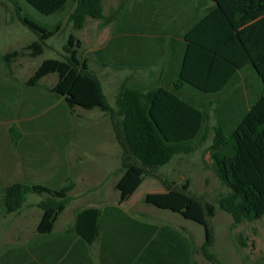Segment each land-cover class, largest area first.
<instances>
[{"label": "crops", "instance_id": "1", "mask_svg": "<svg viewBox=\"0 0 264 264\" xmlns=\"http://www.w3.org/2000/svg\"><path fill=\"white\" fill-rule=\"evenodd\" d=\"M101 1L105 20H94L100 25L94 40L98 44H93L94 47H90L88 52L101 50L102 58L107 59L109 64L114 66V69L111 66L99 67L93 62L102 70L103 79L105 77L109 85L106 87L94 73L101 83L108 104L114 108L117 93L125 81L144 91L175 88L179 100L197 109L206 119L196 148L188 154L174 156L164 166L169 165L176 157L197 152L207 142L208 152L218 123L232 127L242 112L249 109L253 90L259 91L260 87L264 86V2ZM214 7L223 13L251 62L249 66L231 76L228 67L225 72L224 65L215 64L213 72L218 74L215 78L219 81L214 80L212 86L217 92L209 94L179 84L177 77L182 71L184 58L199 59L205 55L204 50H216L218 43L224 40L216 30V20L220 19ZM88 20L89 18L86 22ZM190 41L198 46L188 47ZM224 51L229 55L227 48ZM188 66L191 67L190 69L195 68V71L198 70L197 68H202V65L193 62ZM90 69L93 71L92 68ZM187 69L189 68L186 65ZM2 71L6 74H4L6 78L0 82V115L3 117L0 121L10 123L11 126L6 131L0 132V196L3 195L5 188L12 184L38 185L33 183L34 178L38 173H42L44 165L51 161L45 159L44 133L38 131L35 123L27 126L30 121L22 118L23 114L35 116L38 113V102H44L43 94L35 96V93L27 91L28 87L35 88L38 83L35 86H29L27 82L15 83L16 79L9 76L12 72L11 68L4 66ZM107 89L113 96L112 101L109 99L110 94L107 93ZM16 100L21 102H15ZM86 112H89L90 118L95 121L109 120L111 124L107 114L98 110L94 114H92L94 110ZM70 133V131H57L54 133L56 140L52 142L55 150L52 165L57 167L58 171H69L76 175L75 181L71 180L74 188L68 193L70 201L57 217L52 233L44 237H40L36 231L41 217L37 205L42 200L27 203L28 194L19 212L0 216V227L3 228L0 236V264H197L196 255L199 253L197 249H200L203 242L197 247L196 240L182 227L159 224L155 220L145 219L146 213L144 215L131 213L123 208L144 184L145 178L127 201L119 202L120 194L116 190V184L122 176V150L117 144L115 135L116 146L120 149V163L104 178V180L110 177L117 179L108 191L113 199L110 201L101 191L104 180L100 182L92 180V171H95L92 160L87 162L89 164H85L89 165L86 168L90 171L89 175L76 174L80 170L79 165L82 164V160L74 153V149L69 148L74 145L73 142L66 141L70 138ZM208 154L209 169L218 179L211 169L212 159L209 152ZM115 158H118V154ZM79 175L83 177L77 178ZM146 178L159 181L154 177ZM163 178L177 186V182L172 178ZM67 180L69 178L64 176V182ZM184 183H188L190 187L189 178L185 179ZM164 192L165 189L161 192H145L141 199L147 194ZM29 207L35 208L32 213L35 216L32 225H24L19 221L13 224L12 220L17 216L27 217L26 214H22L23 210ZM85 209H97L101 215L95 227L97 232L95 228L87 225L83 227L81 237L73 234L72 230L76 214ZM228 216L227 219L223 217L225 242L223 238L221 240L216 238L213 232L216 258L221 264H264V226L252 229L253 225L264 222V215L256 220L243 217L235 220L231 215ZM150 225L169 227L189 239L193 251L192 261L189 263L186 241L171 231H164L157 237L156 232L151 233L148 228ZM95 232V236H92ZM250 236H256L257 239L249 241ZM224 247L227 248V256L223 253Z\"/></svg>", "mask_w": 264, "mask_h": 264}, {"label": "trees", "instance_id": "2", "mask_svg": "<svg viewBox=\"0 0 264 264\" xmlns=\"http://www.w3.org/2000/svg\"><path fill=\"white\" fill-rule=\"evenodd\" d=\"M5 1L15 7L18 22L37 37L36 41L25 48L30 51V57L43 54L45 42L62 31L61 18L53 21L42 18L53 17L68 8L67 23L73 31L81 30L88 18L105 20L101 0ZM213 9L220 19L216 20V30L224 40L218 43L216 50H204L205 55L199 59L184 58L182 71L177 77L179 84L209 94L217 92L212 86L213 81L218 80L215 78L218 74L213 72L215 64L224 65L225 72L228 67L231 76L251 62L223 13L215 7ZM190 45L198 46L192 41L188 43V47ZM80 47L81 42L70 33L63 47L62 59L44 60L27 84L35 86L41 79L56 74V84L48 89L53 97L44 103L50 105L57 99H62L71 110H98L109 115L115 139L122 150V176L116 184V190L120 194L119 202L127 201L144 178H157L165 192L147 194L143 203L178 214L184 220L201 226L204 241L199 254L210 264H221L210 252L214 242L211 220L216 207L235 220L241 217L256 220L264 215V86L259 91L253 90L249 109L242 112L232 127L218 123L214 130V137L208 148L212 159L211 169L228 192L211 203L192 194L188 183L174 186L158 174L159 168L168 164L174 156L188 154L196 148L206 119L204 115L179 100L175 88L144 91L126 81L117 93L114 108L111 107L103 94L99 79L88 63L92 60L99 67L111 66L114 69V66L102 58L101 50L90 52L80 60L77 51ZM223 47L228 49L229 55H226ZM20 56L22 53L19 51L2 54L0 64L10 68L11 63ZM188 62L198 63L202 68H197V71L195 68L190 69ZM186 65L189 68L187 70ZM73 188L71 180L56 189L41 185L12 184L5 188L1 196L0 216L19 212L28 194H45L47 197L37 205L41 217L36 231L40 237L48 236L52 233L57 217L70 201L68 193ZM100 215L101 212L97 209L79 211L72 233L82 237L83 227H97ZM148 228L151 233L156 232L157 237L164 231H171L186 241L189 263L192 261L193 251L189 239L169 227L150 225ZM95 231L97 232L96 228Z\"/></svg>", "mask_w": 264, "mask_h": 264}, {"label": "rangeland", "instance_id": "3", "mask_svg": "<svg viewBox=\"0 0 264 264\" xmlns=\"http://www.w3.org/2000/svg\"><path fill=\"white\" fill-rule=\"evenodd\" d=\"M230 1H245L249 2H264V0H230ZM6 9V13H5ZM31 10V9H30ZM33 11V10H31ZM68 8H65L60 14L53 17L42 18L46 21H53L55 19H62V31L51 37L45 42L43 54L37 57H30L29 50L25 48L32 42L37 40L36 35L30 32L27 28L23 27L17 19L15 7L12 3L5 0H0V55L11 52L19 51L22 56L18 57L11 63L10 68L12 72L9 74L13 77L15 83L28 82L33 75L37 67L46 59H62L63 47L66 44L68 35L74 34L76 39L81 42V47L77 49L80 60H83L89 55L88 50L90 47H94L95 35L98 32L100 25L98 21L89 19L81 30L73 31L71 25L67 23L68 20ZM89 67L93 72L99 76L103 84L109 87L108 83L103 79L102 70L98 68L92 60L89 61ZM4 68L0 64V82L5 80V73L2 71ZM5 74V75H4ZM57 82L56 74L49 75L38 82L35 88L28 87L27 91L35 93V96L44 95L45 100H50L53 96L49 93L48 89H51ZM107 93L108 92L107 89ZM109 99L112 101L113 96L109 95ZM21 102V100H18ZM17 100L15 102H18ZM44 102H38V113L34 117L29 114H23L22 118L29 120L26 125L36 124L38 131L43 132V141L45 149V159L50 161L44 165L42 173H38V176L34 178L33 183L41 186H46L51 189H56L65 184L64 176L69 180L75 181L76 175L69 171L57 170V167L52 165V158L54 157L55 150L53 149L52 142L54 133L57 131L71 132L70 138L66 141L73 142L74 145L69 146L74 153L79 155L82 160V164L79 165L80 170L78 173L90 174V171L86 168L85 164L92 160V165L95 167V171H92V180L96 182L103 181L108 172L114 170L119 166L120 149L116 146L114 140L113 130L109 120L95 121L90 118L91 114L80 108L71 110L67 107L65 102L61 99H57L53 104L48 105ZM93 111V110H92ZM96 113V110L92 114ZM3 117L0 115V120ZM22 125V123H21ZM11 126L10 123H2L0 121V132L6 131ZM43 130V131H42ZM208 142L200 148L197 152L187 155L176 157L169 165L159 168L158 174L167 179L172 178L177 182V186L184 183L185 179H190V192L203 200L211 203H215L218 197L222 194H226L228 189L225 188L220 181L214 177L209 169L210 158L207 152ZM118 154V158L115 156ZM92 156V159H91ZM53 166V167H52ZM94 169V168H93ZM74 173V171H72ZM79 175L77 178H82ZM183 177V178H182ZM116 177H110L102 182L101 191L105 198L113 200L108 194L111 190V186L116 182ZM80 181V179H78ZM154 181V182H152ZM164 190L163 185L152 178H145L144 184L138 190V192L131 198V201L123 207L131 213H143L145 219L155 220L159 224H166L171 226H180L187 234L191 235L197 242V247L204 241L203 229L198 224L184 220L180 215L172 213L167 210H160L153 206H148L143 203L142 195L145 192H161ZM77 193V192H76ZM110 196V197H109ZM45 198V195L29 194L27 197V203L38 202ZM1 199V196H0ZM134 201V202H132ZM1 202V200H0ZM1 208V207H0ZM34 207H29L23 210V214L27 217L17 216L12 220V223L21 222L24 225H32L35 220ZM140 216V215H139ZM223 217L229 218L227 214L220 211L216 207V215L211 221V227L216 238L225 242V227L223 224ZM1 224V222H0ZM264 226L262 224L253 225L252 229ZM2 227H0V236H2ZM250 231V230H249ZM256 236H250L249 241H255ZM2 240V239H1ZM228 240V239H227ZM225 245V244H224ZM223 247V244L221 245ZM228 248V246H227ZM227 248H223V253L227 256ZM199 251V249H197ZM197 251V253H198ZM211 253L215 254V245L212 246ZM223 255V254H222ZM197 264H210L199 253L196 255Z\"/></svg>", "mask_w": 264, "mask_h": 264}]
</instances>
